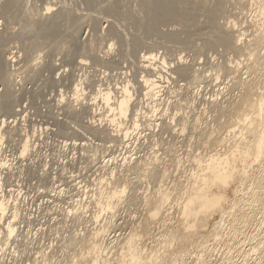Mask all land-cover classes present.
<instances>
[{"label": "rangeland", "instance_id": "rangeland-1", "mask_svg": "<svg viewBox=\"0 0 264 264\" xmlns=\"http://www.w3.org/2000/svg\"><path fill=\"white\" fill-rule=\"evenodd\" d=\"M47 4L52 6L49 13L45 11ZM257 4L253 8L250 0H0V76L5 75L4 80L0 78V133L12 155L0 162V173L4 182L13 180L15 184L3 183L0 192L10 204L5 219H0V264H92L91 255L109 256L114 262L122 240L141 231L139 225L143 224L150 229L145 236H137V247H144L143 254L150 249L161 251L163 246V258L157 264H196L202 238L214 233L213 223L220 216L212 218L207 229L197 220V232L190 243L176 235L184 231L176 201L194 179L199 168L196 159L224 154L234 145L228 132L235 127L233 117L240 100L254 93V100L264 96V14ZM239 31L244 37L241 45L232 39L237 41L236 46L226 37L232 34L238 38ZM151 53L157 56L155 65L166 58L167 66L159 68V73L143 68L144 56ZM149 75L158 77L162 85L159 96H145L142 79ZM126 80L131 82L136 113L141 109L139 117L113 115L116 111L108 110L110 107L99 96L102 88L110 87L115 99L120 96L121 86L128 84ZM77 84L80 91L75 92ZM18 109L24 111L33 128L23 142L29 138L28 152L37 154L35 168L48 164L45 168L49 174L43 171V176L10 161L29 154H21L23 145L18 153L13 147L25 131L20 125L15 127ZM109 117H114V122ZM135 118L139 129L132 126ZM127 127L130 131L125 136L121 132ZM236 135L238 141L241 133ZM57 161L64 165L58 166L53 175L50 169ZM249 163L251 166L256 162ZM162 173L164 178H160ZM123 186L125 191L121 193ZM238 186L236 183L230 187L231 200L241 196L234 191ZM158 190H170L173 205L152 220L148 215ZM111 191L118 194L108 198ZM24 197L30 204L41 203L37 210L47 220L41 233L36 229L26 233L22 213L13 210L22 207ZM8 221L17 226L10 238L5 237ZM95 229L103 230V244L110 246V251L103 247L101 254L87 253ZM22 234L26 237L18 242ZM209 239L213 243V238ZM165 242L166 247L159 244Z\"/></svg>", "mask_w": 264, "mask_h": 264}, {"label": "bare ground", "instance_id": "bare-ground-1", "mask_svg": "<svg viewBox=\"0 0 264 264\" xmlns=\"http://www.w3.org/2000/svg\"><path fill=\"white\" fill-rule=\"evenodd\" d=\"M261 1V2H260ZM258 3V0H257ZM255 0H250V5H256L257 4ZM262 3V5L260 4ZM56 4V3H55ZM258 8H260V12L264 14V0H259V3L257 4ZM45 6V5H44ZM52 6L46 5L45 11H50ZM254 8V6H253ZM13 8H11L12 10ZM14 10V9H13ZM8 11V9H7ZM46 12V13H47ZM257 12V10L255 11ZM49 13V12H48ZM10 14V12H9ZM262 17V16H261ZM54 21V20H53ZM76 22V21H75ZM263 23V22H262ZM239 24V23H238ZM235 27V26H234ZM264 27V26H263ZM55 28V27H54ZM244 28V27H243ZM236 30V29H235ZM263 30V29H262ZM56 31V30H55ZM242 31V29H241ZM239 31L237 33L238 38H233L232 34H228L226 37L229 42H233L237 39L239 41V44H242V40L244 37L243 32ZM233 32V31H232ZM263 32V31H262ZM231 33V32H229ZM234 34V33H233ZM239 34V35H238ZM247 34V33H246ZM229 35H231L229 37ZM234 36V35H233ZM236 36V34H235ZM261 36V35H260ZM232 37V38H231ZM261 38V37H259ZM264 38V37H263ZM262 38V39H263ZM232 39H234L232 41ZM245 40V39H244ZM264 40V39H263ZM237 41H235L237 46ZM262 41V40H261ZM260 42V41H258ZM234 43V42H233ZM233 43L231 45H233ZM234 43V45H235ZM264 43V42H263ZM230 44V43H229ZM240 44V45H241ZM251 44V43H250ZM233 45V47H234ZM238 45V47L240 46ZM247 45V44H246ZM259 45V44H258ZM264 45V44H263ZM253 46V45H252ZM112 47V46H111ZM110 47V48H111ZM180 47V46H178ZM243 47V46H242ZM258 46H256L257 49ZM237 48V47H236ZM262 48V47H261ZM2 49V46H0V50ZM238 49V48H237ZM245 49V48H244ZM242 50V49H241ZM0 51V56H2ZM151 52V51H150ZM251 52V51H250ZM248 53V52H247ZM255 53V52H254ZM259 53V52H258ZM11 56V55H10ZM243 56V55H242ZM251 57V56H250ZM10 58V57H9ZM157 56L154 53L148 54V56H144V62L143 68H153V70H158L156 73L161 72L159 68H162L164 66H167L166 58H161L159 60V64L155 65V61ZM11 59V58H10ZM15 59V58H14ZM13 59V60H14ZM248 59V58H247ZM250 59V58H249ZM1 60L3 61L2 57H0V63ZM241 60V59H240ZM259 60V59H258ZM252 61V60H251ZM83 62V61H82ZM232 62H234L232 60ZM236 61L235 63H237ZM182 63V62H181ZM232 64V63H231ZM2 65V64H1ZM0 65V68H1ZM13 65V64H12ZM138 65V64H137ZM235 65V64H234ZM239 65V64H238ZM257 65V64H256ZM261 65V64H260ZM169 66V65H168ZM174 66V65H173ZM253 67V66H252ZM144 68V69H145ZM185 68V67H184ZM254 68V67H253ZM3 68H1L2 71ZM163 69V68H162ZM170 69V68H169ZM250 69V68H249ZM152 70V69H151ZM147 71H149L147 69ZM236 71V70H235ZM153 72V71H152ZM143 74V73H142ZM161 74V73H160ZM158 75L161 77V75ZM86 75V74H85ZM5 76V75H4ZM0 76L1 80H4L5 77ZM90 76V74H89ZM92 76V75H91ZM94 76V75H93ZM148 76V75H147ZM253 76V75H252ZM87 77V76H86ZM156 77V76H155ZM154 75L150 77L144 76L142 80H144L146 89H145V96H159L160 92L162 91V85L160 84V81H157L158 77L155 79ZM90 78V77H89ZM93 78V77H92ZM257 79V78H256ZM78 80V79H77ZM83 81V80H82ZM85 81V80H84ZM83 81V83H84ZM87 81V80H86ZM93 81V80H92ZM95 81V80H94ZM127 81V80H126ZM81 82V81H80ZM90 82V81H89ZM128 84H124L121 86L120 89V96L112 97L113 92L111 88L107 89H101L99 91V96L102 97L103 101L107 103V107H110L108 110L116 111V113L113 115H118L120 118L124 117H134L138 114V111L136 113L134 106H133V96L131 95L130 90V83L129 80L127 81ZM86 83V82H85ZM84 83V84H85ZM126 83V82H125ZM245 83V82H244ZM79 84V83H78ZM78 84L76 85L75 92L78 90ZM94 84V83H92ZM133 84V83H132ZM95 85V84H94ZM93 85V86H94ZM100 85V84H99ZM248 85V84H247ZM262 85V84H261ZM81 86V84L79 85ZM88 86V85H86ZM91 86V84H90ZM102 87V86H101ZM115 87V86H114ZM252 87V86H251ZM81 88V87H80ZM93 88V87H92ZM98 89V88H97ZM100 89V88H99ZM103 90V91H102ZM80 91V90H78ZM94 91V90H93ZM263 91V90H262ZM73 92V91H72ZM116 92V91H115ZM248 92V91H246ZM252 92V91H250ZM80 93V92H79ZM245 93V92H244ZM81 94V93H80ZM98 94V93H97ZM253 94V92L251 93ZM74 95L77 96L75 93ZM73 95V96H74ZM117 95V94H115ZM254 95H250V97H246L245 99L240 100L241 102L238 104L240 108H237V115H235L233 118L236 120V123L234 124L235 127L229 130L228 135L229 137L233 138L235 140L234 145H232V148L227 149L229 152L226 151V153L221 154L220 152L214 153L213 155L209 154V158H198L196 160H199L197 163V166L199 167L196 174L193 175L194 179L190 181V184H188V187H185L182 191L181 198L178 199L177 202V208L178 211L182 214V226L184 231H180V234H176L180 238H185L186 241L193 243L191 241V238H193L196 235L197 232V220L200 221V227L202 226L203 229L209 228V224L212 220V218H216V215H219V219L213 223L215 226V231L208 237H203L202 240H204V243L200 245L198 259L196 264H264V96H259L257 100H254ZM63 96V95H62ZM190 96V95H189ZM245 96H248V94ZM244 97V95H243ZM75 98V96H74ZM80 98V97H79ZM86 98V97H85ZM99 98V97H98ZM159 98V97H157ZM221 98V97H220ZM76 99H78L76 97ZM83 99V98H82ZM81 99V100H82ZM101 99V100H102ZM114 99V100H113ZM75 100V99H74ZM209 100V99H208ZM216 100V99H214ZM80 101V100H79ZM84 101V100H83ZM114 101V103H113ZM160 101V99H159ZM188 101V100H187ZM226 101V100H225ZM239 101V100H238ZM1 102V101H0ZM62 102V101H61ZM76 102V101H75ZM85 102V101H84ZM87 103V102H86ZM99 103V102H98ZM114 104V105H111ZM187 104V103H186ZM251 104V105H250ZM105 105V104H104ZM249 105L252 107L250 108ZM187 106V105H186ZM220 106V105H219ZM68 107V106H67ZM137 107V106H136ZM140 107V106H139ZM251 110H250V109ZM16 109V108H15ZM94 109V108H93ZM137 109V108H136ZM137 109V110H138ZM194 109V108H193ZM4 110V109H3ZM77 110V109H76ZM14 111V110H13ZM16 111V110H15ZM187 111V110H186ZM8 112V111H7ZM95 112V111H94ZM88 113V112H87ZM2 114V113H1ZM11 114V113H10ZM112 114V113H111ZM142 114V113H141ZM231 114V113H230ZM234 114V113H233ZM88 115V114H87ZM111 115L110 117L112 118ZM130 115V116H129ZM188 115V114H187ZM199 115V114H198ZM12 116V115H11ZM33 116V115H32ZM138 116V115H137ZM143 116V114H142ZM94 117V115H93ZM98 117V116H97ZM107 117V116H106ZM105 117V118H106ZM109 117V118H110ZM139 117V116H138ZM136 117V118H138ZM108 118V119H109ZM110 118V119H111ZM119 118V120H120ZM135 118V119H136ZM175 118V117H174ZM3 119V118H1ZM95 119V118H94ZM118 118L116 117V120ZM187 119V118H186ZM114 117L111 119V122H114ZM139 120V119H138ZM197 120V119H195ZM5 121V120H4ZM3 121V122H4ZM7 121V119H6ZM15 121V120H14ZM82 121V120H81ZM110 121V120H109ZM134 121V120H133ZM184 121V120H183ZM232 121V120H231ZM16 122V121H15ZM116 122V121H115ZM137 119L135 120L134 129L138 128L137 126ZM198 122V121H197ZM228 122V121H227ZM57 123V122H56ZM81 123V122H80ZM83 123V122H82ZM103 123V122H102ZM118 123V122H117ZM122 123V122H121ZM120 123V126H121ZM230 123V122H229ZM2 124V121L0 122ZM112 124V123H111ZM116 125V123H113V125ZM159 124V123H158ZM192 124V123H191ZM11 125V124H10ZM13 125V124H12ZM104 125V124H103ZM227 125V124H226ZM4 126V125H3ZM118 126V125H117ZM233 126V125H232ZM238 126V127H237ZM12 127V126H11ZM71 127V126H70ZM89 127V126H87ZM95 127V126H94ZM97 127V126H96ZM95 127V128H96ZM99 127V126H98ZM97 127V128H98ZM130 127V126H129ZM57 128V127H56ZM81 128H84L82 126ZM86 128V127H85ZM91 128V127H90ZM94 128L95 131H98ZM105 128V127H104ZM103 128V129H104ZM110 128V127H109ZM184 128V126L182 127ZM181 128V129H182ZM223 128V127H222ZM230 128V126H229ZM93 129V128H92ZM119 129V128H118ZM139 129V128H138ZM144 129V128H143ZM185 129V128H184ZM239 129V130H238ZM1 130V129H0ZM19 130V129H18ZM35 130V129H34ZM45 130V129H44ZM88 130V129H86ZM91 130V129H90ZM3 131V130H2ZM5 131V130H4ZM15 131V130H14ZM82 131V130H81ZM100 131V130H99ZM124 131V132H123ZM121 133H124L123 135H127L130 131V129L124 128ZM135 131V130H134ZM191 131V130H190ZM13 132V131H12ZM20 132V131H19ZM18 132V133H19ZM58 132V131H57ZM66 132V131H65ZM74 132V131H73ZM88 132V131H86ZM90 132V131H89ZM107 132V130H106ZM105 132V133H106ZM214 132V130H213ZM226 132V131H224ZM6 133V132H4ZM48 133V132H46ZM61 133V132H60ZM78 133V132H77ZM93 133V132H92ZM99 132H97L98 134ZM104 133V132H103ZM114 133V132H113ZM112 133V136H113ZM216 133V132H215ZM214 133V134H215ZM227 133V132H226ZM240 139L237 141V135ZM13 134V133H12ZM29 134V133H28ZM57 134V133H56ZM62 134V133H61ZM96 134V135H97ZM101 134V133H100ZM119 134V133H118ZM186 134V133H185ZM210 134V133H208ZM3 135L0 133V152L2 151L3 145ZM6 135V134H5ZM149 135V134H148ZM8 136V135H7ZM12 136V135H11ZM99 136V135H98ZM207 136V134H206ZM39 137V136H38ZM63 137V136H62ZM79 137V136H78ZM94 137V136H93ZM214 137V136H213ZM37 138V137H36ZM70 138V137H69ZM72 138V137H71ZM115 138V137H114ZM125 138V137H124ZM211 138V137H208ZM215 138V137H214ZM213 138V139H214ZM228 138V137H227ZM5 139V138H4ZM29 139V138H28ZM26 138L23 142V147H21V154H25L28 152L29 149V141ZM107 139V138H106ZM212 139V140H213ZM98 140V139H97ZM215 140V139H214ZM228 140V139H227ZM190 141V140H189ZM211 141V140H210ZM218 141V138H217ZM233 141V140H232ZM150 142V141H149ZM175 142V141H174ZM200 142V141H199ZM184 143V142H183ZM208 143V142H207ZM210 143V142H209ZM227 143V142H226ZM233 143V142H232ZM193 144V143H192ZM211 144V143H210ZM33 145V144H32ZM150 145V144H149ZM204 145V144H203ZM93 146V145H92ZM213 146V145H211ZM210 146V147H211ZM155 147V146H154ZM146 148V147H145ZM167 148V147H166ZM181 148V147H180ZM204 148V147H203ZM212 148V147H211ZM190 149V148H189ZM205 149V148H204ZM30 150V149H29ZM191 150V149H190ZM211 150V149H210ZM149 151V150H148ZM176 151V150H175ZM18 153V152H17ZM29 153V152H28ZM78 153V152H77ZM108 154V153H107ZM117 154V153H116ZM49 155V154H48ZM202 155V154H201ZM105 156V155H104ZM155 157V156H154ZM190 157V156H189ZM198 157V156H197ZM125 158V157H124ZM128 157H126L127 159ZM184 158V157H183ZM129 159V158H128ZM171 159V158H170ZM8 160V159H7ZM180 160V159H179ZM195 160V161H196ZM249 160H252L255 164H252L250 166ZM5 161V160H4ZM113 161V160H112ZM120 161V160H119ZM124 161V160H123ZM162 161V160H161ZM192 161V160H191ZM106 162V161H105ZM137 162V161H136ZM166 162V161H165ZM49 163V162H48ZM131 163V162H130ZM240 163L243 167L240 166ZM5 164V163H4ZM7 164V163H6ZM5 164V165H6ZM96 164V163H95ZM157 164V163H156ZM3 166V164H1ZM68 165V164H67ZM125 165V164H124ZM133 165V164H132ZM138 165V164H137ZM131 166V165H130ZM129 166V167H130ZM157 166V165H156ZM160 166V165H159ZM249 166L250 168H248ZM135 167H137L135 165ZM149 168V167H148ZM135 169V168H134ZM30 170V169H29ZM112 170V169H111ZM126 170V168H125ZM131 170V169H130ZM137 170V169H136ZM151 170V169H150ZM158 170V169H157ZM163 170V169H162ZM6 171V170H5ZM58 171V170H57ZM129 171V169H128ZM147 171V170H146ZM161 171V170H160ZM168 171V170H167ZM27 172V171H26ZM120 172V171H119ZM154 173V170L151 171ZM165 172V171H164ZM29 173V171H28ZM106 173V172H105ZM116 173V172H115ZM150 173V172H149ZM178 173V172H177ZM192 173V172H191ZM7 174V173H6ZM58 174V173H57ZM152 174V173H151ZM16 175V174H15ZM28 175V174H27ZM39 175V174H38ZM142 175V174H141ZM154 175V174H152ZM172 175V174H171ZM26 176V175H25ZM44 176V175H43ZM62 176V175H61ZM115 176V175H114ZM165 174L162 173L160 178H164ZM190 177V176H189ZM37 178V177H36ZM129 178V177H128ZM149 178V177H148ZM48 179V178H47ZM159 179V178H158ZM104 180V179H103ZM163 180V179H162ZM172 180V179H171ZM189 180V179H188ZM128 181V180H127ZM4 183V176L2 174V171L0 173V192L2 190ZM17 183V182H16ZM100 183V182H99ZM181 183V182H180ZM239 183V186L234 188V191L240 192L241 196L237 197L233 200H231L230 196V187L234 186V184ZM108 184V183H107ZM187 184V183H186ZM15 185V184H14ZM102 185V184H101ZM99 185V186H101ZM110 185V184H109ZM149 185V184H148ZM12 186V185H11ZM122 186V185H121ZM127 186V185H126ZM236 186V185H235ZM17 187V186H16ZM113 187V186H112ZM153 187V186H152ZM158 187V186H157ZM12 188V187H11ZM100 188V187H99ZM104 188V187H103ZM102 188V189H103ZM159 188V187H158ZM164 188V187H163ZM48 189V188H47ZM65 189V187H64ZM122 189V188H121ZM166 189V188H165ZM30 190V189H29ZM3 191V190H2ZM101 191V190H100ZM123 190L121 193H123ZM158 196L154 197V204L152 210L149 211V217L153 220L160 212L165 210V212L168 210L166 207H170L172 204L171 201V192L169 191H161L158 190ZM79 192V191H78ZM77 192V193H78ZM4 193V192H3ZM21 193V192H20ZM97 193V192H96ZM103 193V192H102ZM120 193V192H119ZM150 193V192H149ZM175 193V192H174ZM88 194V193H87ZM117 192H112L108 195V198L116 196ZM128 194V193H127ZM4 195V194H3ZM7 195V194H6ZM76 195V194H75ZM98 195V194H97ZM139 195V194H138ZM4 197V196H3ZM121 198V196H119ZM13 198V197H12ZM66 198V197H65ZM123 198V197H122ZM130 198V197H129ZM9 199V198H7ZM18 199V198H17ZM61 199V198H60ZM12 201V200H11ZM93 201V200H92ZM138 201V200H136ZM16 202V201H15ZM14 202V203H15ZM19 202V201H18ZM81 202V201H80ZM108 203H111L109 201ZM147 203V202H146ZM152 203V202H151ZM175 203V202H174ZM9 202L5 198H1L0 195V219L6 215V210ZM113 204V203H112ZM149 204V203H148ZM72 205V204H70ZM109 205V204H108ZM151 205V204H150ZM173 205V204H172ZM110 206V205H109ZM147 206V205H146ZM88 207V206H87ZM15 208V207H13ZM40 208V207H39ZM114 208V207H113ZM11 209V207L9 208ZM16 209V208H15ZM171 209V208H170ZM12 210V209H11ZM108 210V209H107ZM17 211V210H16ZM15 211V212H16ZM14 211L12 212L15 213ZM82 212V211H81ZM109 212V211H108ZM168 212V211H167ZM166 212V213H167ZM86 213V212H85ZM165 213V214H166ZM42 214V213H41ZM172 214V213H171ZM96 215V214H95ZM12 216V215H11ZM17 216V215H16ZM75 216V215H74ZM162 216V215H161ZM14 216H12L13 218ZM148 217V218H149ZM11 218V219H12ZM55 218V217H54ZM149 218V219H150ZM5 219V217H4ZM14 219V218H13ZM20 219V218H19ZM98 219V218H97ZM117 219V218H116ZM163 219V218H162ZM23 220V219H22ZM88 220V219H87ZM110 220V219H109ZM10 221V220H9ZM7 223L6 228V238L9 236H13L15 233V226L13 223L9 222ZM5 222V221H4ZM88 222V221H87ZM129 222V221H128ZM131 223V222H130ZM6 224V223H4ZM71 224V223H70ZM74 224V223H73ZM121 224V223H120ZM119 224V225H120ZM62 225V224H61ZM78 225V224H77ZM98 225V224H97ZM109 225V224H108ZM148 225V223H147ZM46 226V225H45ZM141 231H135L129 235H126L125 240H122L121 244L122 247L119 248V254L115 258V261L113 262L108 257L100 258L98 255H96V252L98 254H101L100 251H103L105 244H103L104 241V232L103 230L95 229V232H91L90 239L88 240V252L89 254L95 253L96 256H92L91 262L92 264H98L101 262V264H157L159 261H161V251L156 249H150V252H146L145 254L142 253V248L140 246L137 247V236L141 235V233L144 235L145 231L146 233L150 230H148L149 227H146V224L141 226ZM25 227V226H24ZM102 227V226H101ZM115 227V226H114ZM139 227V229H140ZM106 228V227H105ZM117 228V227H116ZM136 228V227H135ZM4 229V228H2ZM42 229V228H41ZM94 229V228H93ZM18 232V231H17ZM69 232V231H68ZM122 232V231H121ZM140 232V234L138 233ZM154 232V231H153ZM35 233V232H34ZM41 233V232H40ZM1 234V233H0ZM29 235V233H28ZM110 235V234H109ZM174 235V237L176 236ZM62 236V235H61ZM145 236V235H144ZM207 236V235H206ZM3 237V236H2ZM4 237V238H5ZM16 237V236H15ZM26 237V236H25ZM80 237V236H79ZM141 237V236H140ZM140 237H138L140 239ZM150 237V236H149ZM173 237V236H172ZM178 237V239H179ZM1 238V237H0ZM10 238V237H9ZM39 238V237H38ZM177 238V237H176ZM209 238H213L212 240ZM61 239V238H60ZM175 239V238H174ZM141 240V239H140ZM169 240V239H168ZM182 240L183 239H179ZM1 241V240H0ZM14 241V240H13ZM78 240H76L77 242ZM85 241V239L83 240ZM107 241V240H106ZM167 241V240H166ZM170 241V240H169ZM7 242V239H6ZM22 242V241H20ZM27 242V241H26ZM158 242V241H157ZM162 242V240H161ZM174 242V240H173ZM177 242V241H176ZM175 242V243H176ZM8 243V242H7ZM51 243V242H50ZM73 243V242H72ZM79 244V242H77ZM81 245H82V239H81ZM85 243V242H83ZM147 243V242H146ZM168 243V241H167ZM159 243L160 245L166 244ZM4 244V243H3ZM76 244V243H75ZM139 244V243H138ZM195 244V242H194ZM1 245V244H0ZM13 245V244H12ZM150 245V244H149ZM159 245V246H160ZM5 246V245H4ZM41 246V245H40ZM84 246V245H82ZM153 246V245H152ZM190 246V245H189ZM193 246V245H192ZM199 246V244H198ZM3 247V246H1ZM86 247V246H84ZM104 247V248H103ZM110 247V246H109ZM107 248L110 251V248ZM158 247V245H157ZM195 248V245L193 246ZM192 247V249H194ZM36 248V247H35ZM138 248V249H137ZM152 248V247H151ZM199 248V247H197ZM197 248H195L197 250ZM3 249V248H2ZM37 249V248H36ZM85 249V248H84ZM165 249V248H164ZM41 250V249H40ZM68 250V249H67ZM8 251V250H7ZM15 251V250H14ZM65 251V250H64ZM106 251V250H105ZM145 249L143 250V252ZM188 251V250H187ZM100 252V253H99ZM38 253V252H37ZM64 253V252H63ZM78 253V252H77ZM86 253V254H87ZM118 253V251H117ZM192 253V252H191ZM190 253V254H191ZM5 254V253H4ZM108 254V253H107ZM143 254V255H142ZM186 254H188L186 252ZM185 254V255H186ZM194 254V252H193ZM192 254V255H193ZM19 255V254H18ZM22 255V254H21ZM50 255V254H49ZM105 255V254H103ZM102 255V256H103ZM189 255V254H188ZM195 255V254H194ZM45 256V255H44ZM58 256V254H57ZM79 256V255H78ZM85 256V255H84ZM83 256V257H84ZM88 256V254H87ZM86 256V257H87ZM101 256V255H99ZM106 256V255H105ZM164 256V255H163ZM177 256V255H176ZM19 257V256H18ZM90 257V256H89ZM113 257V256H112ZM171 257V255H170ZM188 257V256H187ZM45 258V257H44ZM49 258V257H48ZM163 258V257H162ZM178 258V257H177ZM183 258V257H182ZM83 259V258H82ZM85 259V258H84ZM83 259V260H84ZM160 259V260H159ZM77 260V259H76ZM80 260V259H79ZM163 260V259H162ZM174 260V259H173ZM178 260V259H177ZM182 260V259H181ZM171 261V260H170ZM83 262V261H82ZM89 262V261H88ZM87 262V263H88ZM183 262V261H182ZM180 262V263H182ZM52 263V262H50ZM160 262L159 264H161ZM8 264V263H7ZM90 264V263H88ZM178 264V263H177ZM195 264V263H193Z\"/></svg>", "mask_w": 264, "mask_h": 264}, {"label": "built area", "instance_id": "built-area-1", "mask_svg": "<svg viewBox=\"0 0 264 264\" xmlns=\"http://www.w3.org/2000/svg\"><path fill=\"white\" fill-rule=\"evenodd\" d=\"M23 110L25 111L24 107H23ZM22 109H18V117H17V123L15 124V127L19 126L20 127H23V128H20V129H24L25 131L24 132H21L19 137L17 138V142L15 143V145L13 146L14 147V150L15 152L19 151V148L20 146H22L23 144V138L25 136V134L27 133H30L33 131V128H31L28 123H27V120H26V115H24V111ZM2 121V119L0 118V122ZM8 121L10 123H12L11 119H8ZM31 128L32 130L30 131L28 128ZM13 128V127H12ZM19 129V128H18ZM9 144H4V147H3V150L0 152V162H4V160L7 158V156L9 157H12V155L10 154L11 152V149L9 148L8 146ZM12 145V144H11ZM13 150V152H14ZM37 154L36 152H30L28 155L24 156V157H20V158H10L11 162L13 163V165L15 166H18V167H22L23 169H30L32 170L33 172H38L40 173L41 175H43V171L47 172L45 166L48 167V164H40L43 159H41L42 161H37L40 165L35 168L36 166V160H38L36 158ZM58 164V165H57ZM64 164L60 161H57V163L55 165H52L51 169L53 171V175L56 174L54 171L58 170V166L59 167H62ZM13 171H16V169H13ZM51 173V172H49ZM48 172L46 174H49ZM45 174V173H44ZM7 180V179H5ZM42 180H45V178H42ZM13 182L12 181H5L4 184H11ZM14 184V182H13ZM22 200H24V204L22 205V207L20 209L16 208V209H13V210H20V214L22 213V217H23V220H22V226H25V224L27 225V230H25V232L27 233V231H31V230H38L40 231L41 227H42V224L45 223L47 220H45L44 218L40 217V214L38 212V208L40 206V204L38 205H33V204H30L29 202H27L26 200V197L22 198ZM45 201V200H44ZM37 206V207H36ZM32 207H34L32 209ZM44 208V207H42ZM42 212V211H41ZM10 213V211H9ZM29 215H32L31 218L29 217ZM29 217V218H28ZM31 219V220H30ZM46 228V226L44 227V229ZM41 232V231H40ZM31 237V236H30ZM41 237V236H40ZM25 239L24 235L22 234L21 236H19V241L20 242L22 239Z\"/></svg>", "mask_w": 264, "mask_h": 264}]
</instances>
